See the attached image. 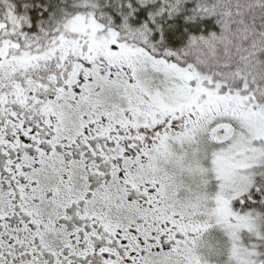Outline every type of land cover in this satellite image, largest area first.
<instances>
[{
  "label": "snow or ice",
  "instance_id": "obj_1",
  "mask_svg": "<svg viewBox=\"0 0 264 264\" xmlns=\"http://www.w3.org/2000/svg\"><path fill=\"white\" fill-rule=\"evenodd\" d=\"M0 264H264V0H0Z\"/></svg>",
  "mask_w": 264,
  "mask_h": 264
}]
</instances>
